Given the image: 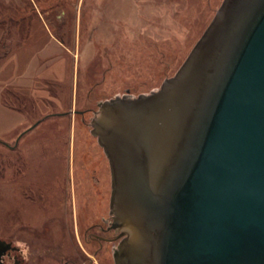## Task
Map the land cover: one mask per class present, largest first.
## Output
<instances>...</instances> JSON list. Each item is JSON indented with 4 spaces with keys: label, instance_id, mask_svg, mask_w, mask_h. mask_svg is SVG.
<instances>
[{
    "label": "rangeland",
    "instance_id": "374dc122",
    "mask_svg": "<svg viewBox=\"0 0 264 264\" xmlns=\"http://www.w3.org/2000/svg\"><path fill=\"white\" fill-rule=\"evenodd\" d=\"M221 2L0 0L5 264H115L109 163L91 121L99 103L173 76Z\"/></svg>",
    "mask_w": 264,
    "mask_h": 264
},
{
    "label": "water",
    "instance_id": "95a60500",
    "mask_svg": "<svg viewBox=\"0 0 264 264\" xmlns=\"http://www.w3.org/2000/svg\"><path fill=\"white\" fill-rule=\"evenodd\" d=\"M91 127L115 264H264V0H222L173 76Z\"/></svg>",
    "mask_w": 264,
    "mask_h": 264
},
{
    "label": "flooded vegetation",
    "instance_id": "af4514ba",
    "mask_svg": "<svg viewBox=\"0 0 264 264\" xmlns=\"http://www.w3.org/2000/svg\"><path fill=\"white\" fill-rule=\"evenodd\" d=\"M107 228H109V226L107 227ZM102 230H106V229H102ZM117 237V236H116ZM99 239H102V240H106V238H102V237H99ZM117 239V238H116ZM114 240V239H113ZM10 244V243H9ZM11 245V244H10ZM12 247V246H11ZM11 250H14V248L12 247V249ZM10 250V251H11ZM10 251H8V252H6V254L5 255H8L9 253H10ZM4 255V256H5Z\"/></svg>",
    "mask_w": 264,
    "mask_h": 264
},
{
    "label": "bare ground",
    "instance_id": "6f19581e",
    "mask_svg": "<svg viewBox=\"0 0 264 264\" xmlns=\"http://www.w3.org/2000/svg\"><path fill=\"white\" fill-rule=\"evenodd\" d=\"M110 169V168H109Z\"/></svg>",
    "mask_w": 264,
    "mask_h": 264
}]
</instances>
